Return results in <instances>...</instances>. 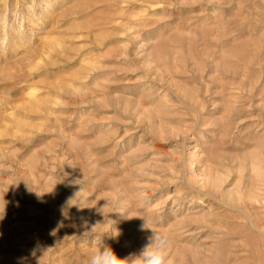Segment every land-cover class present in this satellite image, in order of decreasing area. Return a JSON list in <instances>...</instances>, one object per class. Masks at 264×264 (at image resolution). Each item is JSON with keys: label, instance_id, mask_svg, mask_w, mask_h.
I'll use <instances>...</instances> for the list:
<instances>
[{"label": "rangeland", "instance_id": "rangeland-1", "mask_svg": "<svg viewBox=\"0 0 264 264\" xmlns=\"http://www.w3.org/2000/svg\"><path fill=\"white\" fill-rule=\"evenodd\" d=\"M0 215V264L143 218L166 264H264V0H0Z\"/></svg>", "mask_w": 264, "mask_h": 264}, {"label": "clouds", "instance_id": "clouds-1", "mask_svg": "<svg viewBox=\"0 0 264 264\" xmlns=\"http://www.w3.org/2000/svg\"><path fill=\"white\" fill-rule=\"evenodd\" d=\"M28 189L29 191H35L29 186ZM35 193L37 196L43 194L37 191H35ZM69 201L67 202L68 206L74 205L70 204ZM2 211L4 215V209ZM61 212L62 215L67 216V210L65 208L62 207ZM3 215H0V218H2ZM143 219L145 220V223L141 227L142 229H150L151 235L148 237V243L143 247L138 255H130L126 258H120L111 247L101 245V247L90 254L88 264H166V259L168 256L167 248L171 239L169 234L167 232L161 233L155 228L146 227L147 221L145 218ZM89 233L93 237L96 235V233L92 231V228L90 231L84 232L83 235ZM118 235V231H116L114 234L105 233L102 239L115 238Z\"/></svg>", "mask_w": 264, "mask_h": 264}, {"label": "bare ground", "instance_id": "bare-ground-1", "mask_svg": "<svg viewBox=\"0 0 264 264\" xmlns=\"http://www.w3.org/2000/svg\"><path fill=\"white\" fill-rule=\"evenodd\" d=\"M209 181H210V180H209ZM216 183H217V182H216ZM216 187H217V186H216ZM216 187H215V188H216Z\"/></svg>", "mask_w": 264, "mask_h": 264}]
</instances>
